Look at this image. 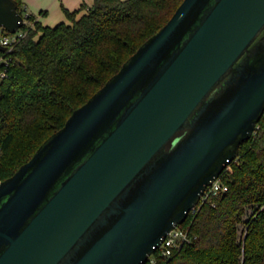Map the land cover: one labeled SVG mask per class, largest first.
<instances>
[{"label": "water", "instance_id": "1", "mask_svg": "<svg viewBox=\"0 0 264 264\" xmlns=\"http://www.w3.org/2000/svg\"><path fill=\"white\" fill-rule=\"evenodd\" d=\"M24 24L0 0V29ZM263 32L264 0H183L0 183V264H147L256 132Z\"/></svg>", "mask_w": 264, "mask_h": 264}, {"label": "trees", "instance_id": "2", "mask_svg": "<svg viewBox=\"0 0 264 264\" xmlns=\"http://www.w3.org/2000/svg\"><path fill=\"white\" fill-rule=\"evenodd\" d=\"M16 1L33 25H23L25 36L10 52L8 77L0 81L2 182L29 162L183 2L94 0L80 18L79 11L66 10L71 24L50 27L24 15L23 0ZM221 177L229 191L184 224H191V242L171 257L156 251L147 264H264V114Z\"/></svg>", "mask_w": 264, "mask_h": 264}, {"label": "built area", "instance_id": "3", "mask_svg": "<svg viewBox=\"0 0 264 264\" xmlns=\"http://www.w3.org/2000/svg\"><path fill=\"white\" fill-rule=\"evenodd\" d=\"M24 18V17H23ZM24 23L30 24L24 18ZM20 34L11 35L5 29H0V44L3 47H6V51L0 52V81L8 77V67L11 64L12 59L9 57L10 52L14 49L18 41L25 36V33L21 30L18 31ZM17 32V33H18ZM18 35V36H16ZM3 155V149L0 145V158ZM229 169V168H228ZM2 181L0 180V183ZM229 191V186L223 178L220 176L210 187L207 188L204 195L202 196L199 204L193 208L187 219L191 218V223L193 222L194 217L198 214L199 209L202 205L210 203L214 204L215 199L224 196ZM187 221V220H186ZM185 221V222H186ZM183 223L182 225L175 228L172 232L163 241L157 251H161L162 255L165 257H171L174 252L179 249L184 243L191 242L192 237L190 234L191 224Z\"/></svg>", "mask_w": 264, "mask_h": 264}, {"label": "rangeland", "instance_id": "4", "mask_svg": "<svg viewBox=\"0 0 264 264\" xmlns=\"http://www.w3.org/2000/svg\"><path fill=\"white\" fill-rule=\"evenodd\" d=\"M80 0H36L34 4H31L29 7V13L34 16V18L37 20V17L41 16L44 17V23L49 25H55L56 23L60 22L61 20H68L66 15V10H68L67 5H73L74 3H77ZM88 3H93L94 0H86ZM38 4H42V6H45V9L42 11H38L35 6ZM80 5H78L76 8H78ZM74 10V9H72ZM24 15H27L26 12H24ZM30 25H33V22H30ZM15 34H20L19 32ZM13 34V35H15ZM16 35V36H18ZM177 138V137H176ZM175 138L170 141L169 146L174 143ZM231 171V168L228 169ZM227 170V171H228Z\"/></svg>", "mask_w": 264, "mask_h": 264}, {"label": "crops", "instance_id": "5", "mask_svg": "<svg viewBox=\"0 0 264 264\" xmlns=\"http://www.w3.org/2000/svg\"><path fill=\"white\" fill-rule=\"evenodd\" d=\"M23 2H24V9H25V12L27 13V15H32L31 13H29V7H30L31 4H34L36 2V0H23ZM93 3H88L86 0H80L77 3H74L73 5H67L68 6L67 9L70 12L79 11V14L77 15V18H80L82 15L87 13V9L86 8L91 7L93 5ZM78 5H80V6L78 8H76ZM82 5H85L84 9L82 8ZM34 8H36L38 11H42V10L45 9V6H42V4H38ZM72 9H74V10H72ZM44 20H45L44 17H41V16L37 17V21L41 22V24L43 26L54 27V26H56L57 24H59L61 22H65L67 24H71V22L69 20H61L60 22L56 23L55 25H49V24H45Z\"/></svg>", "mask_w": 264, "mask_h": 264}, {"label": "flooded vegetation", "instance_id": "6", "mask_svg": "<svg viewBox=\"0 0 264 264\" xmlns=\"http://www.w3.org/2000/svg\"><path fill=\"white\" fill-rule=\"evenodd\" d=\"M264 35V32H263V34H262V36Z\"/></svg>", "mask_w": 264, "mask_h": 264}]
</instances>
